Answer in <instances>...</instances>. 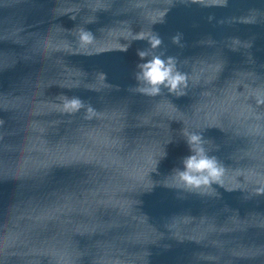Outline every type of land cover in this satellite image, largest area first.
Wrapping results in <instances>:
<instances>
[{"label":"water","instance_id":"obj_1","mask_svg":"<svg viewBox=\"0 0 264 264\" xmlns=\"http://www.w3.org/2000/svg\"><path fill=\"white\" fill-rule=\"evenodd\" d=\"M138 33L185 95L135 90ZM261 97L264 0H0V264H264ZM182 130L220 182L175 179Z\"/></svg>","mask_w":264,"mask_h":264},{"label":"clouds","instance_id":"obj_2","mask_svg":"<svg viewBox=\"0 0 264 264\" xmlns=\"http://www.w3.org/2000/svg\"><path fill=\"white\" fill-rule=\"evenodd\" d=\"M78 38L81 45H89L94 39L90 31L83 29L80 30ZM180 38L179 34L173 36L172 43L179 44ZM132 40H146L148 44V48L136 50L137 57L143 62L136 65L134 79L138 82V86L135 90L144 95L157 96L164 88L177 97L185 95L184 89L187 88L188 78L177 69L176 58L165 56L164 51L158 54L155 52L162 43L159 36L152 33H138L132 36ZM129 46H126L123 51H127ZM256 102L264 104V97L258 98ZM84 107V103L78 97L63 98V111L76 112ZM92 115L94 110L89 106L86 108L85 118H91ZM182 135L190 155L181 160L182 169L176 168L172 171L179 184L191 191L209 188L213 183L220 182L224 169L215 156L208 154V150L204 147L206 141L202 132L182 130Z\"/></svg>","mask_w":264,"mask_h":264}]
</instances>
